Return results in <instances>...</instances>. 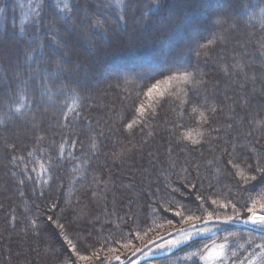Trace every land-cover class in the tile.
<instances>
[{"label": "trees", "instance_id": "16d2710c", "mask_svg": "<svg viewBox=\"0 0 264 264\" xmlns=\"http://www.w3.org/2000/svg\"><path fill=\"white\" fill-rule=\"evenodd\" d=\"M219 1L0 0V264H107L187 216L260 213L264 0ZM215 240L264 264L248 226L150 263L202 264Z\"/></svg>", "mask_w": 264, "mask_h": 264}, {"label": "rangeland", "instance_id": "374dc122", "mask_svg": "<svg viewBox=\"0 0 264 264\" xmlns=\"http://www.w3.org/2000/svg\"><path fill=\"white\" fill-rule=\"evenodd\" d=\"M197 1H199L201 6L204 5L202 11H204V9H205V10H210V11L213 12L221 4V2L219 0H197ZM225 4L220 9H222V8L224 9L226 7ZM202 11H200V13L196 15V18L199 19V20H204V19L207 18L206 12L203 13ZM175 37H176V41L183 39L182 35H180L178 33L175 35ZM79 40H80V38H79ZM81 41H82V39H81ZM82 44L85 45V43H82ZM164 48L162 49V52L164 53V55H166V58L162 59V61L159 62V63L155 62V60H153V59H149L148 62H147L148 64H142L141 62H139L136 59V60H134L132 62L124 61L123 63L121 62L119 64H116L113 67H111L110 70H111L112 73H116L118 71H121V69L124 72V71H126L128 69H133L135 66L140 68V69H142V68L149 69L151 66H152V69H154V68L158 69L159 64L160 65L163 64L167 60V58L170 57L169 55H170V52H171L172 48L168 47L169 50H164ZM88 55H89V57H93V54H91V55L88 54ZM137 64H139V65H137ZM124 68L126 70H124ZM198 226L199 227H203V225H198ZM235 226H248V227L256 229V227L254 225H252V224H243V223H240V222H233V223H228V224L221 223V224H217L212 229L211 232L195 235L190 240H188V241H186L184 243H181V244H179L176 247H172V248H169L167 246H165L163 248L159 247L160 245H165L166 241L179 237L180 233L177 230L183 228V229H185L187 231L188 230V223H187V224H185L183 226L172 227L165 234L161 235L160 237L156 238L155 240H152V241L148 242L145 246L139 248V251H137L138 249L133 251L132 254L128 258H124L122 256H119L120 259L117 260L114 257L107 264H133V262H134V264H152V263H150L151 262L150 260L142 261V259H144L146 257H149V256H154V255L155 256L156 255H161L162 257L170 256V255L175 254L176 252L184 249L192 241H194V240L196 241V239H205V238H208V237H214L215 235H217V234H219V233H221V232H223L225 230H228V229H230L232 227H235ZM214 242L216 244H224L225 245L224 253H225L226 244H227L226 240H224V241L215 240ZM212 244H210L209 247H211ZM206 251H207V249L204 250L202 255H205ZM225 255L226 254H224L222 259H218V260L212 261L211 264H224V262L226 261ZM200 261L202 262V264H209L208 261H205V260H202V259H200ZM238 264H245V263L239 262ZM246 264H249V263H246Z\"/></svg>", "mask_w": 264, "mask_h": 264}, {"label": "snow or ice", "instance_id": "6c2138e0", "mask_svg": "<svg viewBox=\"0 0 264 264\" xmlns=\"http://www.w3.org/2000/svg\"><path fill=\"white\" fill-rule=\"evenodd\" d=\"M114 3L119 6L121 4V0H114ZM64 9H68V5L64 4ZM97 26H99V21H97ZM175 79V77L171 78ZM184 79H187V74H185ZM156 87V86H154ZM152 89H149V93H151ZM131 127V125H129ZM255 179V177H253ZM213 204H215V201H213ZM223 208L227 209L229 207L228 204H223ZM232 209L236 210V205H231ZM260 213L256 211V201L253 200L252 206L247 208V217L244 218L241 215H225L223 217L214 215L213 211H209L206 213V216L199 217V216H187L184 217V220L188 222V230L185 229H179L180 236L171 240L166 241L165 245H160L159 247L163 248L165 246L172 248L176 247L181 243H184L188 240H190L193 236L199 235L202 233H208L211 232L212 229L217 224H228L233 222H240L243 224H252L256 227V230L258 231H264V204H260ZM177 216H181V212L175 213ZM198 225H203V227H199ZM224 244H216L213 242L212 246L209 247L208 245H205V249H207L205 255H202L200 259L208 261L209 264H211L212 261L222 259L224 256ZM139 251V249L137 250ZM192 255H196V253H193ZM86 257H82V259H85ZM191 258V257H188ZM115 259L119 260L120 257L117 256ZM134 264V262H133Z\"/></svg>", "mask_w": 264, "mask_h": 264}, {"label": "water", "instance_id": "95a60500", "mask_svg": "<svg viewBox=\"0 0 264 264\" xmlns=\"http://www.w3.org/2000/svg\"><path fill=\"white\" fill-rule=\"evenodd\" d=\"M157 257H162L161 255H154V256H149V257H146L144 259H142V261H145V260H150V259H153V258H157Z\"/></svg>", "mask_w": 264, "mask_h": 264}]
</instances>
